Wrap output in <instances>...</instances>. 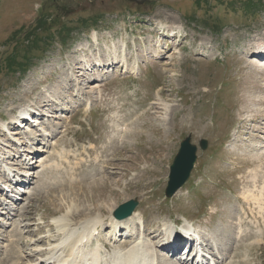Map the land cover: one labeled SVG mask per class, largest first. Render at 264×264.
<instances>
[{"label": "rangeland", "instance_id": "374dc122", "mask_svg": "<svg viewBox=\"0 0 264 264\" xmlns=\"http://www.w3.org/2000/svg\"><path fill=\"white\" fill-rule=\"evenodd\" d=\"M139 1L0 0V116L10 122L13 115L20 114L21 108L32 106L36 112L34 117L39 119L35 124L26 122L30 126L28 134L20 129L24 138L31 135L33 141L26 146L11 143V149L7 148L13 154L8 164L16 170L13 175L17 177L19 170L27 173L18 177L28 179V183L16 185L20 189L9 194L14 198L0 192V204H8L0 206V264H16V260L11 261L12 255L16 257L20 253L25 258L19 263L28 264L29 259L22 250L29 252L30 249L26 250L21 244L46 235L32 223L50 224L61 216L57 199L62 192H69L68 183L79 180L90 183L104 176H109L110 188L118 194L117 208L138 201L136 211L145 216L144 226L150 231L155 223L170 218L179 225V231L187 219L206 234L207 247L211 245L209 240L214 239L216 244L229 250L226 253L229 252L231 258H226L227 264H264L263 182L259 180L261 184L254 188L251 179V172L261 160L257 158V150L249 148L247 142L254 140L252 136L260 130L257 126L264 122V114L259 111L264 107L261 108L257 100L256 106L250 105V98L257 99L260 92H252L254 76L250 72L255 69L247 67L248 60L244 56H250L254 44H261L259 40L264 38V0ZM158 21H163L167 30V23L170 28L180 25L187 37L176 36L182 40L179 42L175 38L165 40L159 34L163 40L159 52L163 48L164 52L161 57L152 58L151 48L155 51L159 32L154 23L159 24ZM236 34L244 38L234 45ZM95 38L99 41L95 42ZM193 40L203 43L206 49L202 50L203 46L199 45L198 50H191ZM122 41L128 46L129 64L132 66L138 58L141 76L125 74L119 64L105 71L94 67L86 74L75 67L74 61L80 57L97 54L106 46L119 45ZM83 46H88L89 51H84ZM140 47L144 53H140ZM189 50L198 53L192 55ZM92 58L89 61L93 64ZM176 58L185 60L177 63ZM150 60L158 62L160 68L149 66ZM64 67L77 73L72 78L68 76L69 71L63 72ZM80 67L85 68V64ZM205 87L212 88L207 99L202 97ZM161 89L166 90L162 99L169 107L165 123L162 121L165 113L161 110H152L155 114L149 115L148 106L141 107L145 97L150 104ZM197 92L203 95L193 99L190 95ZM57 98L58 103L46 105L47 100ZM197 104L198 109L202 108L199 110L202 116L193 121L192 112ZM56 115L58 117H54ZM246 115L250 116L248 120ZM9 127L12 132L19 129ZM123 127L132 131L125 141L127 147L120 148L114 141ZM156 130L159 132L155 134ZM135 133H138L137 139ZM1 134L0 131V149H3L6 148L3 144L11 138ZM245 136L247 140H243ZM187 137L199 147L198 159L185 186L168 198L170 167ZM202 140L209 143L206 151L200 149ZM26 150H30V154ZM116 152L123 157L114 161L112 155ZM106 162L114 165L107 170ZM44 163L53 166L45 170ZM126 169L127 175H122ZM144 175L142 182L139 177ZM146 181L155 184L146 189L129 187L138 183L147 185ZM39 186L44 189L35 191ZM246 190L256 195L258 203L244 201ZM53 192L54 195H48ZM37 195L44 197L45 202L34 201ZM150 195L153 200L145 203ZM79 196V202L83 203L84 196ZM49 198L53 202H49ZM30 201H34L32 208L27 207ZM232 224L237 229L229 230ZM241 224L244 233L251 232L241 241L253 239L238 245L229 236L233 237ZM28 230L35 236L27 233ZM20 231L24 233L17 237ZM112 232L107 229L100 239L103 235L102 239L108 240ZM121 232L127 233L125 229ZM154 234H150L149 239L157 245L162 235H158V230ZM124 235L117 236L116 241H112L114 244L110 243L111 248L127 244L130 237ZM17 240L18 246H15ZM247 244L251 248L246 247ZM40 246L45 247V244ZM167 253H162L161 264H177L176 257L170 259ZM208 255L217 259L213 254ZM189 262L182 259L184 264L194 261ZM206 262L211 264L209 259Z\"/></svg>", "mask_w": 264, "mask_h": 264}, {"label": "bare ground", "instance_id": "6f19581e", "mask_svg": "<svg viewBox=\"0 0 264 264\" xmlns=\"http://www.w3.org/2000/svg\"><path fill=\"white\" fill-rule=\"evenodd\" d=\"M158 22H159V24L154 23V25L155 26L157 25V28H159L160 31H163V32L165 31L164 35H163L165 40H167L166 38H168V39L175 38V39H177V41H179L178 38H180V37H176L178 35L182 36V37H187V36L183 35V31H182V28L180 25L174 24L176 26L173 27V25H172L170 28L168 26L169 23H167V27L169 28L167 30L166 25L163 21H158ZM160 31L158 32L157 41H155V44L152 43L153 40L149 39L150 43L154 44V47H155V51H154V49L151 48V50H152L151 51V54H152L151 57L152 58L161 57L162 56L161 52H164V48L162 49L161 52H159V50H160L159 48H160V46H162L161 44L163 41L161 36L159 37V33H162ZM236 36H237V38L235 39V37H234V40L232 41L234 43V45L237 44L239 40H243V38H244V36L242 34H236ZM94 41L98 42L99 40L97 38H95ZM180 41H182V40H180ZM259 41H261V44H254L255 48L249 52L250 56H248L247 54H245L244 56L248 60L247 67L251 66L255 69V71L253 73L250 72V74L252 76H254V77L251 76L252 77L251 86H253V87H251V86L250 87L252 89V92H260V96H258V95L256 96L257 99L250 98V105L256 106L255 100H257V101H259V104H261L259 106H261V108H263L264 107V38L260 39ZM190 45H191V50H198V48H200L199 45L203 46L204 44L198 42V40H193V42ZM166 46H168V45L166 44ZM194 46H195V48H194ZM204 46L201 48L202 50L206 49ZM83 47H85L84 51H89L88 46H83ZM127 49H128V46L123 41L120 42L119 45H116L114 43V44L110 45V47L106 46L104 51L101 50L97 54L91 53L92 54L91 56H90V54H87V55L80 57L79 60L78 59L75 60L74 61L76 63L75 67H77L79 72L82 71L86 74V73H88L89 70L93 71L94 67H96L97 69H102L101 71H105L106 69L114 67L115 65L119 64L124 69L125 74H132L134 76H141L142 73H141V69H140V64L138 62V58H136L134 60V63L131 66L129 64V61L131 58H130V54L127 53ZM139 51H140V53H142V52L144 53V50L142 47H140ZM185 51H188V50H185ZM189 52L192 55H196L198 53V51H197L194 54L190 50H189ZM251 52H252V54H250ZM91 58L93 59V64L91 61H89ZM183 59L184 58H181L179 60L178 58H176L175 61L177 63H180L181 61L185 60V59L184 60ZM213 59L215 62V57ZM216 59H217V57H216ZM226 61H227V59H226ZM84 64H85V68L80 67L81 65L83 66ZM148 64H150L149 66H151V67H153V65H156V68L157 67L160 68V66H161L158 62H153V60H150V62H148ZM93 65H96V66H93ZM62 70H63V72L69 71L68 76H71L72 78L74 77V73H77V72H74V70H72L70 68H66V67L62 68ZM88 76H89V74H88ZM255 82H256V84H254ZM154 87L155 86H153V88ZM210 89L212 90V88H210ZM210 89L207 87L204 88L203 93H205V96H202L203 94L199 93V92L195 93L194 95L192 94L190 96L193 99L196 96H199L200 98H201V96L203 98L204 97L206 98V96H209L211 94ZM258 90H260V91H258ZM165 92H166L165 89H161V91L158 92V94H156L157 95L156 97L152 94V96H154V101L150 104L147 103L148 98L145 97L143 99L142 105H141V107L148 106L149 109H147L148 111L146 110V112L149 115L155 114V112L157 110H161L163 113H165L163 118H162L163 119L162 121L164 123L166 122V118L168 116L167 115L168 108H169L167 106V103L164 102L162 99L163 96L165 95ZM213 92L214 91H212V94H213ZM258 97H259V99H258ZM261 99H263V100L261 101ZM196 100H197V98H196ZM203 100L201 102H203ZM58 101H59L58 98H57V100H54V99L47 100L48 104H46V105L47 106L54 105L55 103H58ZM260 101H261V103H260ZM42 105H40V108L44 107ZM198 106H199L198 104L196 106H194L195 107V109L193 110L194 113L192 112V117H193L192 120L193 121L196 118L200 119V117L202 116V114L200 116L201 112L199 111L202 108L198 109V108H200ZM29 109L31 110L32 114H34V116H36V114H35L36 112L34 113V107H32V106H26L25 108H21L20 114L22 115L25 111L27 112ZM257 109L258 108H256L255 112H257ZM152 110H155V112L152 113ZM205 111H206V108H205ZM259 111L262 114H264V109H260ZM32 114H30V117L28 118L30 120V123H35V122L37 123L39 119L37 120L35 117L32 116ZM41 114L45 115L43 113H41ZM21 115L20 116L19 115H13L10 119V122L4 121L5 119H3L2 116H0V119H1L0 131L3 132V134H1V136H5L7 139L11 138L10 140H6V142L3 141V142H5L3 145L6 148L0 149V178H4L5 182L2 180L3 183L6 186H9L10 188H15V191L19 190L20 188L17 187L13 183L14 180H17V182H20L21 184L26 185L28 183L27 182L28 179L25 178L26 179L25 180L24 178H20L18 176H17V179H15L16 176H14L13 173L16 170L14 169L13 166H8V164L10 163V158L13 155L12 150H7V148L9 147V149H11L10 146H13L11 143L17 142V144H19V145L21 144L22 146H24V145L26 146L31 141H33V139H32L33 137H31V135L30 136L27 135L26 138H24L25 136H23V134L20 132V130L19 131L15 130L13 132L10 131L9 126H17L19 128L25 129V133L28 134V131H30V128H29L30 126L28 124H25V122H28V119H24L21 121L20 118L23 117ZM38 115H40V114H38ZM42 115H40V116H42ZM54 117H58V116L56 115ZM249 117L250 116H247V120L249 119ZM172 119L175 120V118H172ZM116 122L118 123V120H116L115 123ZM161 122H159V123H161ZM164 123H162V124H164ZM202 123H203V121L200 122V126L202 125ZM260 125H264V122L260 123ZM260 125L257 126L260 130L254 133V135H257V136H254V135L252 136L254 140H247V136H245V138L243 140H247V142L249 144V146H248L249 148H251L254 151L257 150L256 155H257V158L259 157L258 159L261 160V164L256 166V169H254L251 172L252 173L251 179L254 182V184H253L254 188H257V185L261 184V183L259 184V180H262L263 183H262L261 187H262V190L264 191V167H263V165H264V163H263V161H264V146H262V144L264 142V141H262V140H264V127L261 126L262 127L261 128ZM152 126L153 125H151V127ZM166 126H167V124H166ZM166 126H164V127H166ZM153 127L156 128L155 126H153ZM35 129L37 131V128H35ZM156 129H158V127ZM129 130L130 129H127V127H123L122 130H119V135L117 136V139L114 141V143H116L115 144L116 146H118V147L120 146V148H122V147L125 148V146H126L125 141L127 140L129 134L132 131V130L131 131H129ZM38 132H40V131H38ZM158 132H159V130H156L155 134ZM258 132H260V133H258ZM6 133H8L9 135H6ZM43 135H45V132H43ZM153 135H154V132H153ZM15 136L20 137V138H15ZM137 136H138V133L137 134L135 133L136 139H137ZM157 138H158V136H157ZM21 140H22V142H20ZM255 140H257L256 143H258V144H255ZM1 142H2V140H0V144H1ZM159 147H162V145H159ZM156 148H157V146H156ZM153 149H155V148H153ZM162 150H165V147H163ZM26 151L29 152V154H30V150H26ZM142 153H143V151H142ZM7 154H9L10 156L7 157ZM137 154L140 155L141 152L137 151ZM112 156H113L114 161H117V158H119V157H123V156H120L117 152L114 153ZM14 157H16V156H14ZM29 158H31V157L29 156ZM5 159L8 160L7 163L4 162ZM142 159H143V161H146L145 158H142ZM121 160H122V158H121ZM125 160H126V158H125ZM127 160H129V159H127ZM118 161H120V160H118ZM106 164H107V166L105 167V169H107V170L111 166L114 165L110 162H106ZM14 165H16V164H14ZM52 166H53V164L44 163L42 165V168L45 170L46 169L50 170V168ZM31 167H33V166H30V168ZM114 168H118V166H115ZM125 172L126 173L122 174V175H127L128 170L126 169ZM19 173H21V175L27 174V173H23L20 170H19ZM244 173H246V171ZM110 174L113 175L114 173H110ZM259 175H261V177ZM145 178H146V176L144 175V176L139 177V180L143 182V180ZM2 181L0 180V183ZM146 183H148V182L146 181ZM154 184L148 183L147 185H143L142 183H138L136 185L130 184L129 187L130 188L135 187V188H140V189H142V188L146 189L148 187L149 188L153 187ZM67 186L69 187V190H68L69 192H65V193L62 192V194L59 195L60 197L57 199V202H59V209H60L59 212H61L59 215H61V216L55 217L50 224L40 222L39 224L36 225V224L32 223L33 227L39 226L38 228L40 229V231H42V232L44 231V233L46 232L45 233L46 235H43L42 237L35 239L34 242L30 241V243H25V244L23 242L21 244L23 247H26V250L30 249L29 252H26L25 249H24V251L22 250V253L25 256H27L29 259L28 264H161V263H163L161 261H162V255H163L162 253L165 252L164 249L168 250L167 254H172L171 257H173V258L176 257L177 264H184L180 260L181 258H179V257H178L179 259L177 258V250L182 245L181 243L188 242V240L186 238H184V236H182V233H178L177 231L175 232L174 221L172 220V218H170L168 221H161L158 224L155 223L152 231H150L149 228H146V226H144V223L146 221L145 216L142 213H140L139 211H135V213L127 219L118 220L117 218L114 217L115 212L118 209L117 203H116V199L118 198V194L116 191L111 190V188H110L111 183H110L109 176H107V177L104 176V177L97 179V180L90 182V183H89V181L85 182L84 180H79V181L68 183ZM43 189H44L43 187L39 186L38 188L35 189V191H42ZM251 193H249L247 190L245 193H243L244 194V196H243L244 201L249 203V204L252 201L257 202L256 195H253ZM30 194H31V192H30ZM54 194H55L54 192L50 193V194L48 193V195H51V196ZM263 194H264V192H263ZM21 195H22V193H21ZM79 195L84 196L83 197V203L79 202V200H80ZM6 196H8V195H6ZM1 197L2 196H0V198ZM14 197H15L14 195L9 196V198H14ZM181 197L182 196H180V198H179L180 200H182ZM46 198L48 199V197H46ZM50 200H51V198H49V202H50ZM149 200H153V196L150 195V197L146 198L145 203L148 202ZM34 201H37V202L44 201L45 202V199H44V197L43 198L38 197V195H37V196H35ZM33 202L30 201L27 204L28 205L27 207H29V208L34 207L32 204ZM51 202H53V200H51ZM96 202H98V203L96 204ZM85 203L88 205H86ZM259 203H261V202H259ZM249 204H248V206H249ZM1 205L3 206L4 204L1 203L0 206ZM4 206L6 207V206H8V204H5ZM158 209H160V208H158ZM55 214H57V213H55ZM30 215L32 216L31 212H30ZM42 220L43 219H41V221ZM241 220H242V216H241ZM170 221H173V223ZM186 222H188L187 219H186ZM188 225H190V224L188 223L187 225L183 226L182 229L186 230ZM122 228L125 229L127 232V233H125L126 237H130L129 242H127V244H125V245H119V246L111 248L112 245L110 246V243H113L112 241L115 242L117 239V236L122 237V235H124V234H122V232L120 230ZM235 228L236 227L234 226V224H232V225H230L229 230L235 229ZM104 229H105V231H104ZM107 229L113 230V232H112L113 235L108 240H104L102 238H103V235L106 233ZM242 229H243V225L241 224V226L239 227V231L236 232L235 234H233L234 238L228 235L230 237V239L233 240L234 243L236 242V244H238V245L253 239L250 237L249 239L242 242L241 239H243L244 237L246 238V236L251 233L249 231L244 233V230H242ZM157 230L160 232L159 235H162V238L167 237V239H165V240H169L168 242H164V240H163L162 241L163 243L161 244L160 249L158 247H156V244L154 245L152 242H150V239H149L150 234L156 233ZM20 232L21 233H18V235H16L17 237L20 236L22 233H24V231H20ZM27 233H31V235L33 237L35 236V233L33 231L29 232V230H28ZM102 233H103V235H102V238L100 239ZM111 234H110V236H111ZM1 236H2V234H1ZM170 236L174 238V241L172 239L168 238ZM257 237L260 238L259 235ZM175 238H176V240H175ZM18 239L20 240V238H18ZM19 240H17V242H14L15 246H18ZM10 241L11 240L9 239L7 242H10ZM206 242H208V240ZM41 243H44L46 248L41 247L40 246ZM209 243L211 244L209 246L210 251H211V252H209V254H213L214 257L217 258L216 259L217 261H216L214 258L211 257V264H227L226 258H228V259L231 258L230 253L229 252H228V254L226 253L229 250L228 249L225 250L220 245L216 244L214 239H210ZM247 245L248 246H246V247L251 248L250 244H247ZM110 248H111V251H110ZM7 249H9V248H7ZM13 249H11L10 251H13ZM12 257L13 258L11 261L16 260L17 261L16 264H20L19 262L25 258L21 253L16 257L14 255H12ZM34 257L36 258L35 260H33ZM205 257H208V256H205ZM173 258H170V259H173ZM204 261L205 260L203 259L202 262H204ZM24 263L26 264V262H24Z\"/></svg>", "mask_w": 264, "mask_h": 264}, {"label": "water", "instance_id": "95a60500", "mask_svg": "<svg viewBox=\"0 0 264 264\" xmlns=\"http://www.w3.org/2000/svg\"><path fill=\"white\" fill-rule=\"evenodd\" d=\"M143 2L144 0L141 1V3ZM200 144L203 150L207 149V141L203 140ZM196 153L197 147L191 143V137H188L181 143L180 150L171 166L169 183L166 191L167 197H173L188 181L197 160ZM137 206V201H130L129 203L121 205L119 209L116 210L115 217L121 220L131 216Z\"/></svg>", "mask_w": 264, "mask_h": 264}]
</instances>
